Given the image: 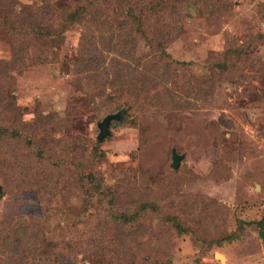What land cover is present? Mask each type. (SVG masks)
Here are the masks:
<instances>
[{"label":"rangeland","instance_id":"obj_1","mask_svg":"<svg viewBox=\"0 0 264 264\" xmlns=\"http://www.w3.org/2000/svg\"><path fill=\"white\" fill-rule=\"evenodd\" d=\"M79 1L0 0V119L12 117L7 97L15 96L34 130L49 139L84 138L75 159L113 186L122 210L157 202L164 213L180 214L188 231L155 215L115 222L106 201L71 185L69 168L54 173L71 188L41 197L34 183L43 175L35 172L49 164L3 140L0 264H264V44L215 85L202 83L227 47L264 33V0H138L157 5L138 27L128 23L124 2L103 0L63 42L47 39L46 51L10 34L11 10L31 8L51 25L61 6ZM121 28L124 54L112 44ZM139 29L163 37L166 51L146 46ZM140 80L148 95L122 109ZM118 111L125 117L99 140L103 118ZM50 116L56 128L48 126ZM94 146L104 156L90 155ZM174 150L182 156L178 167Z\"/></svg>","mask_w":264,"mask_h":264},{"label":"trees","instance_id":"obj_2","mask_svg":"<svg viewBox=\"0 0 264 264\" xmlns=\"http://www.w3.org/2000/svg\"><path fill=\"white\" fill-rule=\"evenodd\" d=\"M102 1L103 0H93V2L91 1L89 3V0H81L78 3L69 6V8L61 6L62 11L56 10V12L59 11L57 13H59L60 16L53 20L51 25L46 24L45 21L41 19L39 20V11H33L31 8H28L27 10H21L20 12L11 10L9 11L11 14H9L10 27L8 28L11 36L14 38L30 37L31 41L34 40L35 42H38L40 47L46 51L49 47L48 40H50V38L54 39V37H56L61 42H63L65 40L66 34L73 29V24L83 22L91 10L93 12L98 10L95 7V4L100 6ZM121 1L124 2L126 7L124 9V15L127 18L128 23H133V25H136L137 27L139 26L140 20L143 18V16L157 12V5H155L154 2L144 1V3H141L138 0ZM47 7L48 6H41L40 13H46ZM121 29L122 32H120L119 35H116V43L112 44H115V48L121 54H124L123 50L126 49V34H123V28ZM139 32L138 39H140V41H144L146 46L154 49L153 51L161 52L162 54L166 51V41L163 37L158 35H152V37H149L148 31L143 29H139ZM45 40H47L46 43H44ZM260 44H264V33H258L252 39L244 42L241 45L227 47L225 51L222 52L221 60L211 65L212 71L209 74L210 76L207 77L205 75L202 77H206L203 79L202 83L207 85L209 88L211 84L215 85L217 82H219L222 79V75L233 71L231 67L238 69L236 67L242 62L245 63L248 61L249 63L251 60L250 56L254 54L255 49H257ZM132 47H128L131 54L128 56L130 59H133V56L136 55L135 47ZM43 54H46V52ZM245 56H249V58H246ZM242 57L243 61L240 60ZM141 64L142 63H140V65ZM189 65L187 70L190 69ZM142 71V76L146 77L148 72L144 71V69H142ZM128 92L129 96L126 97V99H122L121 103L119 102L120 107L122 106V109L126 110L132 109L134 105H137L139 101L145 98L149 93V87L147 86L146 81L140 80L136 86L129 89ZM6 109L7 111L12 112V117L8 119L7 122L3 119H0V141L11 140L22 145L26 150L29 148L33 149L36 153L37 160H43V162L38 160L40 165L41 163L49 164V167L45 168L44 166H41L39 170L35 172L38 179L40 174L43 175L41 178L42 180H38L36 183H34L37 190L36 193H40V196L43 193L53 196L60 192V189L68 190L71 188V185L78 188L84 187L91 201L97 199L99 202H107V206H109L107 215L110 216L115 222H120L124 225L129 223H137L142 216L145 218L148 215H155L159 219L164 220L166 223L171 224L181 233L188 231V227L182 223L183 219L180 214L164 213L161 209V206L157 202H142L138 205V209L134 211L122 210V208L118 206V194L113 186L105 185L102 177L98 175L97 171H85L83 168V161L81 162L80 159H75L77 152L80 150L79 144H84V138L81 136H70L68 139L56 137L55 139H49L52 137L50 134H42L40 131L34 130L33 127L31 128L30 126L32 123H29L23 118V113L16 103L15 96L7 97ZM107 115H114L110 122L117 121L125 117V114L124 112L122 113V111L109 113ZM54 119L55 118L52 116L47 118L46 121L49 120L47 122L48 126L53 124L54 128H56V120ZM66 121L69 120L67 119ZM59 125L61 128H63V130L67 126L61 122ZM50 130H52V128H50L46 133H49ZM98 139L103 140L99 137ZM97 148V146H94L90 155H92L94 158L104 156L102 150ZM65 168H69L71 171H74L75 178L73 181L75 185L71 184L68 187L60 186L62 181L59 180H61L62 173L59 172L58 174H55L54 172L61 171ZM36 176H32V180ZM46 178L48 181H43ZM32 232L33 231L30 233ZM227 238L230 239L232 237L229 236ZM42 249H44L46 253L53 252L52 247H49L46 243L43 244ZM57 254L60 253L58 252Z\"/></svg>","mask_w":264,"mask_h":264},{"label":"water","instance_id":"obj_3","mask_svg":"<svg viewBox=\"0 0 264 264\" xmlns=\"http://www.w3.org/2000/svg\"><path fill=\"white\" fill-rule=\"evenodd\" d=\"M114 117V115H107L103 121L100 123V134H99V138L103 139L105 137V135H107L109 133V124H110V120ZM182 156L177 154L176 151L174 150V161H173V166L174 167H178L180 160H181Z\"/></svg>","mask_w":264,"mask_h":264},{"label":"bare ground","instance_id":"obj_4","mask_svg":"<svg viewBox=\"0 0 264 264\" xmlns=\"http://www.w3.org/2000/svg\"><path fill=\"white\" fill-rule=\"evenodd\" d=\"M219 257L223 258V256L221 254H218Z\"/></svg>","mask_w":264,"mask_h":264}]
</instances>
